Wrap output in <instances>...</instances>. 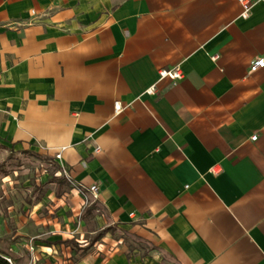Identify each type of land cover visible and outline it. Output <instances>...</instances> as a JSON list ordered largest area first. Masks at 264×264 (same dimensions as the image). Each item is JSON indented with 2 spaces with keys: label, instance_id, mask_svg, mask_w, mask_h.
<instances>
[{
  "label": "crops",
  "instance_id": "crops-1",
  "mask_svg": "<svg viewBox=\"0 0 264 264\" xmlns=\"http://www.w3.org/2000/svg\"><path fill=\"white\" fill-rule=\"evenodd\" d=\"M255 1L242 16L238 0H0V140L71 175L29 219L45 236L31 264H264ZM176 65L182 79L158 77ZM91 185L101 211L76 228Z\"/></svg>",
  "mask_w": 264,
  "mask_h": 264
},
{
  "label": "rangeland",
  "instance_id": "rangeland-1",
  "mask_svg": "<svg viewBox=\"0 0 264 264\" xmlns=\"http://www.w3.org/2000/svg\"><path fill=\"white\" fill-rule=\"evenodd\" d=\"M42 150L41 146L24 148L11 141L0 140V252L10 257L13 264H17L13 257L16 254L24 257L27 260L26 264H31L33 254L31 246L36 248L39 240H45V236L41 233L32 234L28 227L29 219L32 213L37 215L46 213L44 210L46 198H49L52 193L44 191L42 185L53 176L59 175L60 168L54 159ZM52 184H56L55 194L63 192L66 188L64 182L55 181ZM80 195L83 202L78 210L79 215L75 219L76 228L81 226L80 217L86 214L85 209L89 205L94 204V210H100L93 197L84 193ZM21 224H24L22 227L25 230L20 229ZM48 233L51 232L47 230L46 234ZM95 234L84 235L88 248H91ZM78 244L72 241L69 245L78 250Z\"/></svg>",
  "mask_w": 264,
  "mask_h": 264
},
{
  "label": "built area",
  "instance_id": "built-area-1",
  "mask_svg": "<svg viewBox=\"0 0 264 264\" xmlns=\"http://www.w3.org/2000/svg\"><path fill=\"white\" fill-rule=\"evenodd\" d=\"M238 1H240V3L243 5V8H244L242 16H247L249 11L253 7L254 3L256 2L255 0H238ZM260 68H264V57L256 56L254 57V59L251 61L249 65V72L253 73L255 72V70L260 69ZM182 75H183V71L179 65L169 67L168 69H160L158 71V77H160V79L169 78L171 80H179V79H182L183 77ZM146 92L148 94L154 93L152 87L146 90ZM113 108L115 109V112L117 113L121 112L123 109L119 101L114 102ZM256 138H257L256 135L252 136V140H255ZM55 157L60 158L61 153L57 152ZM211 172L215 174L218 171L214 170V168H211ZM62 175L66 178L68 182H71V175L65 168L62 169ZM97 192H98L97 186L91 185L89 186L88 191L81 192V193H84V195L89 194V196L93 197L96 200L98 198ZM31 250H33L32 246H31ZM4 257L6 258L9 264H13L12 259L10 257H7V256H4Z\"/></svg>",
  "mask_w": 264,
  "mask_h": 264
},
{
  "label": "trees",
  "instance_id": "trees-1",
  "mask_svg": "<svg viewBox=\"0 0 264 264\" xmlns=\"http://www.w3.org/2000/svg\"><path fill=\"white\" fill-rule=\"evenodd\" d=\"M66 180V179H65ZM64 179H63V177H61V176H53L50 180H47V182L46 183H43V188H46V187H48L49 186V184L51 183V182H63V181H65ZM70 183V182H69ZM41 186V187H42ZM110 228H104V229H102L100 232H98L97 233V236H96V238H100L106 231H108ZM0 264H9L8 263V261L6 260V258L4 257V254L2 253V252H0Z\"/></svg>",
  "mask_w": 264,
  "mask_h": 264
}]
</instances>
